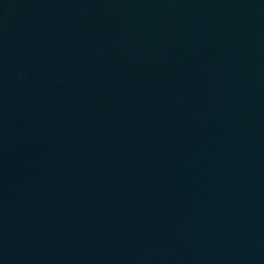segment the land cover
Segmentation results:
<instances>
[{
	"label": "water",
	"instance_id": "1",
	"mask_svg": "<svg viewBox=\"0 0 264 264\" xmlns=\"http://www.w3.org/2000/svg\"><path fill=\"white\" fill-rule=\"evenodd\" d=\"M0 264H264V0H0Z\"/></svg>",
	"mask_w": 264,
	"mask_h": 264
}]
</instances>
